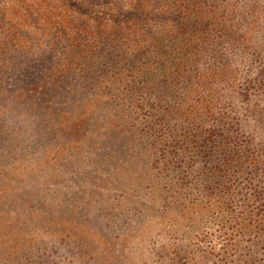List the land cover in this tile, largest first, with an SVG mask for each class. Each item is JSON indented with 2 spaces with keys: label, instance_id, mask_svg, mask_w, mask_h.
Masks as SVG:
<instances>
[{
  "label": "rangeland",
  "instance_id": "rangeland-1",
  "mask_svg": "<svg viewBox=\"0 0 264 264\" xmlns=\"http://www.w3.org/2000/svg\"><path fill=\"white\" fill-rule=\"evenodd\" d=\"M71 1L0 0L4 38L15 31L24 39L16 43L24 51L9 55H29L32 63L59 57L74 43L64 26H76L78 51L89 37L77 26L89 15L128 10L123 0ZM243 1L246 8L254 0ZM257 4V20L231 27V59L209 56L212 67L225 63L227 71L202 74L213 80L201 95L211 96L214 114L205 128L213 122L215 134L195 148L169 130L166 150L178 154L169 163L167 154L149 159V150L144 168L127 151L117 158L113 144L104 147L108 122L119 116L89 108L108 88L89 79L88 64L61 80L21 79L7 91L0 101V264H264V0ZM202 55L198 70L208 65L209 53ZM124 131L111 133L114 144L129 137L136 145L142 137L148 149L154 141L130 126ZM154 193L170 197L153 201Z\"/></svg>",
  "mask_w": 264,
  "mask_h": 264
},
{
  "label": "trees",
  "instance_id": "trees-1",
  "mask_svg": "<svg viewBox=\"0 0 264 264\" xmlns=\"http://www.w3.org/2000/svg\"><path fill=\"white\" fill-rule=\"evenodd\" d=\"M123 1L128 10L121 11L120 14L113 13L116 15L94 11V15L87 17L88 24L77 26L78 29L83 26L84 33L89 37L78 51L74 48L78 46L76 30L73 29L76 26H64L67 31L72 29L69 32L73 35L74 43L68 45L66 53L59 57H38L36 63H32L29 55H9L10 52L24 51L23 47L16 44L24 45V39L15 31H12L10 37L4 38L9 29H1L3 20L0 23V101L6 97L8 90L20 87L16 83L21 79L23 83L35 79L42 82V79H50L52 74L53 78L61 80L63 76L74 72V66L88 64L87 72L93 71V76L89 79L106 81L108 88L106 96L90 104L89 108H106L109 113L118 112L119 116V120L108 122L111 124L109 127L113 128L107 129L104 147L109 148L108 144H113L117 158H121L127 151L135 165L141 164L146 168L148 161L143 160L148 157L149 150L154 151L148 157L154 162H160L165 158L164 154L171 157L166 159L168 163L173 158L178 159L176 150H166L172 146V134L168 133L169 130L178 131L195 148L200 142L206 144L215 134L211 127L214 126L213 122L205 128L206 118L214 114L211 96H202L201 92L211 89L213 80L210 75L213 77L220 68L227 71L228 67L225 63L223 67H212L209 56L228 62L231 59L229 45L235 36L231 27L237 22V25L243 24V28H246L257 20L260 6L257 0L246 5V8L243 6L247 2L243 0L239 5H236L238 0ZM205 52L209 53L208 65L204 61L202 70H198ZM52 58H57L58 61L51 62ZM100 69L104 77L99 76ZM205 71L212 73L204 78L202 74ZM53 84L52 80L51 85L46 84L44 87L48 89L50 86L51 90ZM83 114L86 115L85 119L90 116L87 112ZM131 122L135 125H131ZM85 123L82 119L79 125L83 126ZM128 126L146 136L147 140L153 137L154 141L148 149H144L146 140L142 137L139 143L134 142L136 145L131 143L129 137L122 138L121 146L119 140L117 145L114 144L111 133L115 136L125 134L127 131H124V127ZM72 128L77 131L76 126ZM164 130L167 132H163ZM123 146L137 149H120ZM226 160L233 164L232 160ZM174 166L179 165L176 163ZM175 173L181 171L177 170ZM102 174L109 175L104 171ZM148 174L136 176L133 181H141ZM168 197L170 196L166 193H154L152 200L163 201ZM87 205L80 203L81 208ZM148 208L153 207L148 205ZM181 210H189V207ZM92 215L94 222L101 220L96 211Z\"/></svg>",
  "mask_w": 264,
  "mask_h": 264
}]
</instances>
